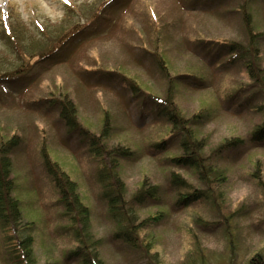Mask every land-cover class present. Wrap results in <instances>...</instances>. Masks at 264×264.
<instances>
[{
  "label": "rangeland",
  "instance_id": "rangeland-1",
  "mask_svg": "<svg viewBox=\"0 0 264 264\" xmlns=\"http://www.w3.org/2000/svg\"><path fill=\"white\" fill-rule=\"evenodd\" d=\"M240 2L0 0V74L22 68L25 56L47 50L53 42V55L34 71L0 83V143L18 137L9 153L12 195L20 203L22 222L29 223L26 232L33 239L35 264H84L69 257L76 244L74 233L59 189L45 171L44 147L76 182L81 201L89 207L103 264H148L152 259L142 254L147 241L159 264H248L255 253L264 264V138L252 140L264 114L239 106L240 96L227 99L240 84L249 83L248 77L239 60L231 65L221 63L224 57L213 62L208 44L212 39L246 41ZM100 6L106 8V17L98 15ZM250 8L263 34L264 0H253ZM93 15L100 18L92 21ZM259 48L264 66V39ZM154 49L170 71L196 73L206 80L205 87L176 80L173 92L183 114L191 116L200 108L211 112L195 128L196 139L205 145L198 152L201 162L212 163L224 179L205 183L193 167L177 163L178 136L169 139L166 118L154 113L151 102H140L149 94L163 97L168 83ZM131 84L138 88L136 95ZM60 93L68 95L88 129L98 134L109 123L110 142L137 152L116 161L115 174L124 182L126 205L137 220L159 216L141 229L138 246L116 238L104 182L97 177L99 166L86 143L73 134L67 138L54 107L39 102ZM261 103L258 99L253 105ZM225 138L244 143L216 151ZM161 140H166L165 148L153 147ZM143 182L157 187L156 196L135 202ZM210 190L214 202L194 199ZM180 194L187 197L176 201ZM9 235L11 231L0 226V264H13Z\"/></svg>",
  "mask_w": 264,
  "mask_h": 264
},
{
  "label": "trees",
  "instance_id": "trees-1",
  "mask_svg": "<svg viewBox=\"0 0 264 264\" xmlns=\"http://www.w3.org/2000/svg\"><path fill=\"white\" fill-rule=\"evenodd\" d=\"M252 2L253 0H241L237 7L241 10L240 20H242L243 34L246 36L245 42L219 41L218 39H212L208 44L209 50L213 51L211 55L213 56V62L215 61L216 63L221 57H224L221 63L227 65H231L239 60L243 63V69L248 77L249 83L240 84L241 87L230 92L227 95V99L234 101L240 96L241 99L238 102L239 106L251 108V112L256 111L264 114V66L261 61V52L259 48L260 41L264 39V33H261L252 17L250 8ZM97 9L99 11V16L106 17L105 7L100 6ZM150 14L153 16L152 10H150ZM93 16L92 21L97 18L95 15ZM106 19H109L106 21H110L111 17ZM97 20L94 22L95 24ZM10 27L12 28L11 24H9L8 34L12 36L11 39H14L15 37ZM67 33L68 32L62 35L63 38L67 37ZM25 38L28 37L26 36ZM61 40L62 39H59V41ZM52 44L53 42L51 41L47 50L43 51L39 49L37 53H31L25 56L22 68L18 67L13 70L14 72L0 74V80L8 79L10 81H15L22 75H27L34 71L38 65L41 64L40 61L43 59L45 60L47 56L52 53L53 50H50ZM202 44L204 43L201 42V45ZM14 45H16V41ZM29 47H31V50H34L32 47H35V44L32 43ZM156 53L157 51L154 49L152 55L156 58V63L162 72L161 74L168 80L165 94L163 97L149 94L147 97H142L140 102L142 105L146 102H151L154 113L166 118L169 123L167 134L170 136L169 139L175 134L178 136L181 153L179 157L176 158L177 163L193 167L197 171L199 179L205 183L212 180L219 181L224 179L222 171L218 170L212 163L203 164L201 162L202 155L198 152L204 149L205 145L202 141L196 139L195 128L205 121L211 112L204 108H200L191 116L183 114L175 102V92H173L176 80H181L182 82L188 80L191 82V85L196 87H205L204 84L206 80L196 73L182 72L176 74V72L170 71L166 64L162 62V58L156 55ZM200 60L202 61V59ZM104 72L110 73L109 71ZM131 85L133 94L136 95L138 93V88L133 84ZM243 87L247 88L243 89ZM258 99L262 101V103L256 106L253 105ZM39 102L44 106L50 105L54 107L58 119L61 121L66 132L75 135L80 141L86 143L88 152L94 155L99 166L97 177L100 181L104 182L105 189L103 194L108 202L113 221L117 225V230L115 232L116 238L138 246V238L141 229L158 219L159 216H149L137 220V214L133 212L130 206L126 205L128 200L124 197V182L115 174L116 166L118 165L116 161L130 158L137 152L129 148V146L112 144L110 142L112 127L109 123L104 124L98 134H95L94 130L91 131L88 129L89 127L78 119L77 109L67 94L60 93L56 96L43 98ZM263 138L264 122L258 125L252 132L253 141ZM17 142L18 137L15 135L7 141H2L0 143V226L4 230L11 231V235H9L8 238L13 242L10 253L12 255L11 259L13 264H35L34 261L37 260L32 256L33 250L31 248L33 239L26 232L27 229H29V223L25 224L22 222L20 203L12 195L13 181L10 177L11 162L9 153L11 149L16 146ZM165 143L166 140H161L153 144V147L163 149L165 148ZM243 143L244 141L242 139L225 138L219 144L216 151L239 147V145ZM41 152L45 171L47 175L50 176L51 181L56 185L57 189H59L61 200L64 203L65 212L68 216L67 219L70 223L69 226L72 227L74 233L76 244L69 251V257L81 258L84 264H103L98 254V245L100 241L94 237L91 231L90 210L89 207L81 201L76 182L70 178L69 174L62 169L59 164L50 159L45 147ZM208 160L209 158H207L206 161ZM156 193V186L152 184L147 185L143 182L135 192L133 200L139 202L147 196L154 198ZM186 197V195L180 194L176 198V201L185 200ZM202 197L213 202L216 198L210 190L202 191V193L194 199L196 200ZM142 254L145 258L150 257V259H152V261H148V264H159L158 258H156V252L152 251V243L150 241L144 242ZM260 258L261 254L255 253L249 259L248 264H262L260 263ZM45 264L52 263L47 262Z\"/></svg>",
  "mask_w": 264,
  "mask_h": 264
}]
</instances>
